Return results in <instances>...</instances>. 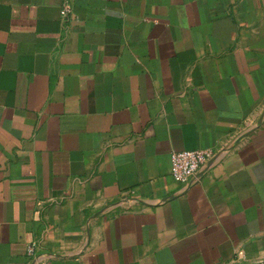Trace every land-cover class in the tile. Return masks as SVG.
Masks as SVG:
<instances>
[{"label": "crops", "instance_id": "crops-1", "mask_svg": "<svg viewBox=\"0 0 264 264\" xmlns=\"http://www.w3.org/2000/svg\"><path fill=\"white\" fill-rule=\"evenodd\" d=\"M62 1L0 0V264H264V0Z\"/></svg>", "mask_w": 264, "mask_h": 264}, {"label": "built area", "instance_id": "built-area-1", "mask_svg": "<svg viewBox=\"0 0 264 264\" xmlns=\"http://www.w3.org/2000/svg\"><path fill=\"white\" fill-rule=\"evenodd\" d=\"M71 15V2L63 0L60 8V17L65 20ZM212 155V150L208 148L173 151L170 155L169 174L175 181L186 185L208 162ZM27 252L31 254L33 247L28 246Z\"/></svg>", "mask_w": 264, "mask_h": 264}]
</instances>
